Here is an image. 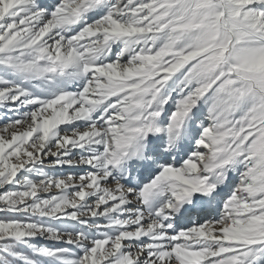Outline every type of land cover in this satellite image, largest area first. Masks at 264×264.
Listing matches in <instances>:
<instances>
[{
	"label": "snow or ice",
	"instance_id": "obj_1",
	"mask_svg": "<svg viewBox=\"0 0 264 264\" xmlns=\"http://www.w3.org/2000/svg\"><path fill=\"white\" fill-rule=\"evenodd\" d=\"M0 264H264V0H0Z\"/></svg>",
	"mask_w": 264,
	"mask_h": 264
}]
</instances>
